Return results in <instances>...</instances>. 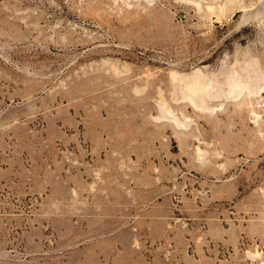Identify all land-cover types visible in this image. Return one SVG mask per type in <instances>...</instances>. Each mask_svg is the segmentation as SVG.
Instances as JSON below:
<instances>
[{
    "label": "rangeland",
    "instance_id": "rangeland-1",
    "mask_svg": "<svg viewBox=\"0 0 264 264\" xmlns=\"http://www.w3.org/2000/svg\"><path fill=\"white\" fill-rule=\"evenodd\" d=\"M218 1L0 0V264H264V0Z\"/></svg>",
    "mask_w": 264,
    "mask_h": 264
},
{
    "label": "bare ground",
    "instance_id": "bare-ground-1",
    "mask_svg": "<svg viewBox=\"0 0 264 264\" xmlns=\"http://www.w3.org/2000/svg\"><path fill=\"white\" fill-rule=\"evenodd\" d=\"M4 1V0H3ZM120 1V0H119ZM134 1V0H133ZM144 1V0H143ZM146 1V0H145ZM150 1V0H149ZM159 1V0H158ZM180 1V0H179ZM218 1V0H217ZM226 1H228V0H226ZM234 1V0H233ZM239 1V0H238ZM242 1V0H241ZM255 1V0H254ZM259 1V0H258ZM111 2H112V0H111ZM116 2V1H115ZM156 2V1H155ZM212 2H214V1H212ZM219 2V1H218ZM6 3V2H5ZM129 3V2H128ZM149 3H151V2H149ZM233 3V2H232ZM236 3H238V2H236ZM247 3V2H246ZM250 3V2H249ZM258 3V2H257ZM262 3V2H261ZM120 4V3H119ZM154 4V3H153ZM184 4V3H183ZM198 4H200V3H198ZM216 4V3H215ZM221 4V3H220ZM231 4V3H230ZM234 4H235V2H234ZM233 4V5H234ZM244 4H245V2H244ZM248 4V3H247ZM255 4V3H254ZM260 4V3H259ZM263 4V3H262ZM133 5V4H132ZM237 5V4H236ZM253 5V4H252ZM5 6H7V5H5ZM4 6V7H5ZM102 6V5H101ZM114 6V5H113ZM136 6V5H135ZM186 5H184V7H185ZM242 6H245V5H242ZM260 6L262 7V5L260 4ZM264 6V5H263ZM1 7V6H0ZM143 7V6H142ZM155 7V6H154ZM161 7V6H160ZM229 7V6H228ZM228 7H226V8H228ZM252 7V6H251ZM258 7V6H257ZM164 8V7H163ZM187 8V7H186ZM191 8V7H190ZM211 8V6H209V8L208 9H210ZM214 8V7H213ZM239 8V7H238ZM255 8V7H254ZM259 8V7H258ZM119 9V8H118ZM141 9V8H140ZM212 9V8H211ZM230 9H233V8H231L230 7ZM229 9V10H230ZM264 9V8H263ZM158 10H159V8H158ZM167 10V9H166ZM165 10V12H167ZM196 10V9H195ZM220 10V9H219ZM234 10V9H233ZM248 10H251V9H248ZM248 10H247V12H248ZM260 10V9H259ZM100 11V10H99ZM116 11H117V9H116ZM119 11V10H118ZM141 11V10H140ZM154 11V10H153ZM160 11H162V10H160ZM190 11H191V9H190ZM149 12H151V11H149ZM164 12V11H163ZM220 12H221V10H220ZM224 12V11H223ZM230 12H232V10L230 11ZM234 12V11H233ZM246 12V13H247ZM156 13V12H155ZM161 13V12H160ZM159 12H158V14H160ZM237 13V12H236ZM121 14V13H120ZM143 14V13H142ZM152 14H154V13H152ZM168 14H170V12L168 13ZM148 15V14H147ZM146 15V16H147ZM165 16H167L166 14H164ZM231 15V14H230ZM236 15V14H235ZM246 15V14H245ZM140 16V15H139ZM144 16V15H143ZM161 16V15H160ZM163 16V15H162ZM263 16V15H262ZM150 17V16H149ZM154 17H155V15H154ZM158 17V16H157ZM174 17V16H173ZM189 17V16H188ZM229 17H231V16H229ZM250 17V16H249ZM146 18V17H145ZM150 18H153V17H150ZM165 18V17H164ZM169 17H167L166 19H168ZM248 18V17H247ZM170 19V18H169ZM157 20V19H156ZM171 20V19H170ZM172 20H173V18H172ZM228 20V19H227ZM232 20V19H231ZM159 21V20H158ZM174 21V20H173ZM201 21V20H200ZM153 22V21H152ZM162 22V21H161ZM168 22V21H167ZM171 22V21H170ZM264 22V21H263ZM158 23V22H157ZM164 23V22H163ZM176 23V22H175ZM241 22H239V24H240ZM243 23V22H242ZM161 24V23H160ZM169 24V23H168ZM161 26V25H160ZM162 26H163V24H162ZM168 26V25H167ZM159 27V26H158ZM169 27H171L170 25H169ZM173 27V26H172ZM171 27V28H172ZM181 27V26H180ZM209 27V26H208ZM165 28H166V26H165ZM176 28V27H175ZM205 29V28H204ZM171 30V29H170ZM173 30V29H172ZM169 31V30H168ZM176 31H179V30H177L176 29ZM184 31V30H183ZM165 32V31H164ZM184 32H186V31H184ZM163 34H165V33H163ZM175 34V33H174ZM173 34V35H174ZM179 34V33H178ZM180 35H182V33L180 34ZM183 35H186V33L185 34H183ZM171 36V35H170ZM187 36V35H186ZM173 37V36H172ZM171 38V37H170ZM179 38H181V37H179ZM179 38H177V39H179ZM186 38V37H185ZM178 41V40H177ZM180 41V40H179ZM257 61V60H256ZM235 64H237V63H235ZM234 64V65H235ZM234 65H233V67H234ZM238 67V66H237ZM232 68V67H231ZM198 69V68H197ZM200 69V68H199ZM245 71L246 73L245 74H243L242 75V73H244V72H240V71ZM200 72V70H197V71H194L192 74H189V73H187V74H179L178 72H173V73H171L172 74V78H173V76H174V78L173 79H175V82H173V83H175V84H173V87L176 85V83H178V82H176L177 81V79L176 78H179L178 79V81H179V83L180 82H183L184 81V83H185V86L183 85V83H181L184 87L181 89V88H179V90H182L183 92H182V94H183V97H185V98H187L188 99V101H190V103H193V106H195V107H200V108H202V109H205V108H207V109H209L208 107H207V98L208 97H215V98H217V97H220L221 96V94H223L224 93V89H222V88H220L218 91H213V87H215L214 85H215V82L216 81H214V79L212 78H210L209 80H207V78L208 77H206V75L205 76H202V75H200V74H202V73H199ZM231 72V74L228 76V79H227V85H228V91H226L227 92V94L228 95H230V96H232V97H239V96H243V95H245L250 101H252V99L253 98H255L256 96H258L259 94H260V92H263L264 91V85H262V79H263V75L261 76V73H260V69H259V67H258V64H257V62H255V60L253 61V59H252V61H250V59H249V61H245V62H240V67L239 68H234L233 69V71L231 70V71H229V73ZM254 73V74H253ZM135 76V75H134ZM176 77V78H175ZM124 79V78H123ZM172 79V80H173ZM135 80V79H134ZM223 80H225V79H223ZM222 80V81H223ZM219 81H221V80H219ZM221 81V82H222ZM264 82V81H263ZM179 83H178V85H179ZM137 84V83H136ZM221 84V83H220ZM134 85V84H133ZM211 85H213L212 87H211ZM139 86V85H138ZM145 86V85H144ZM222 87H224L225 86V84H223V85H221ZM220 86V87H221ZM136 87V86H135ZM177 87V86H176ZM137 89H138V87H136ZM140 88V90L143 88H145V87H139ZM175 88V87H174ZM134 89V88H133ZM136 90V89H135ZM139 90V91H140ZM174 91L176 90V92H174V93H177V89H173ZM137 91V90H136ZM173 93V92H172ZM178 93H180V91L178 92ZM160 97V96H159ZM261 97V96H260ZM185 98H183V99H185ZM176 99V98H175ZM158 101V100H157ZM260 101V100H259ZM249 102V101H248ZM247 103V102H246ZM256 103H258V101H256ZM195 104V105H194ZM250 104V103H249ZM259 104V103H258ZM157 105L159 106V104L157 103ZM166 105H168L167 103L165 104V103H160V109H162V111H163V113H161V114H164L165 113V115L167 116H165L164 118H172V120L173 121H175V123L176 124H178L179 126H184V125H186V126H184V127H187V126H189V125H187L186 123H185V120L183 121V122H181L174 114H173V112H172V110L168 107H166ZM238 105V104H237ZM260 105V104H259ZM246 106V105H245ZM262 106V105H261ZM238 107H239V105H238ZM251 107V106H250ZM260 107V106H259ZM213 108V107H212ZM212 108L210 107V109L212 110ZM215 108V107H214ZM236 108H237V106H236ZM249 108V107H248ZM261 108V107H260ZM209 109V110H210ZM240 109V108H239ZM250 110V109H249ZM161 111V110H160ZM161 111V112H162ZM246 111V110H245ZM178 113V112H177ZM210 113V112H209ZM252 113V112H251ZM253 114V113H252ZM251 114V115H252ZM253 115H255V123L257 124V126H260V121H261V115L257 112V111H254V114ZM168 116H170V117H168ZM264 116V115H263ZM157 117H159V116H157ZM159 118H162V117H159ZM211 118V117H210ZM249 118V117H248ZM185 119V118H184ZM209 119V118H208ZM254 119V118H253ZM187 120V119H186ZM210 120V119H209ZM187 122H188V120H187ZM175 124V125H176ZM189 124V123H188ZM178 126V127H179ZM182 128V127H181ZM253 128V127H252ZM256 128V127H255ZM261 129H263V128H260L259 130L261 131ZM258 131V130H257ZM182 132H183V130H182ZM185 132V131H184ZM258 134V133H257ZM254 138H257V137H254ZM264 139V138H263ZM256 140V139H255ZM250 142V141H249ZM263 143H264V140H263ZM199 154H201V153H199ZM205 155V154H204ZM203 159V158H202ZM129 165V164H128ZM131 165V164H130ZM128 169H130L129 167H127ZM132 168V167H131ZM96 171H97V169H96ZM99 172V171H98ZM102 172V171H101ZM128 172V171H127ZM126 172V173H127ZM96 175V174H95ZM99 176V175H98ZM94 177V176H93ZM94 179V178H93ZM96 179H98V178H96ZM95 180V179H94ZM100 180V179H99ZM96 182V181H95ZM100 182V181H99ZM101 183V182H100ZM101 184H103V183H101ZM94 185V184H93ZM96 185H98V184H96ZM95 185V186H96ZM91 186H92V183H91ZM110 187V186H109ZM108 187V188H109ZM92 188V187H91ZM93 188H95V187H93ZM106 188V187H105ZM128 189V188H127ZM126 189V190H127ZM131 189V188H130ZM109 190V189H108ZM108 190H105V191H107L108 192ZM100 191V190H99ZM102 191V190H101ZM111 191V190H110ZM264 192V191H263ZM92 193V192H91ZM103 193V192H102ZM93 194V193H92ZM91 194V195H92ZM108 194V193H107ZM95 195V194H94ZM106 195V194H105ZM109 195H111V194H109ZM109 195H108V197H109ZM96 197V196H95ZM100 197V196H99ZM102 197V196H101ZM104 197V196H103ZM94 199V198H93ZM103 199V198H102ZM100 202V201H99ZM102 202V201H101ZM256 206V205H255ZM262 214V213H261ZM257 252V251H256ZM255 252V253H256ZM249 255H250V252L248 253ZM252 254V253H251ZM256 254H258V253H256ZM255 254V255H256ZM254 255V254H253ZM255 255L253 256V257H255ZM250 256H252V255H250ZM258 256H259V254H258ZM252 258V257H251ZM264 260V259H263ZM263 263V262H262Z\"/></svg>",
    "mask_w": 264,
    "mask_h": 264
}]
</instances>
